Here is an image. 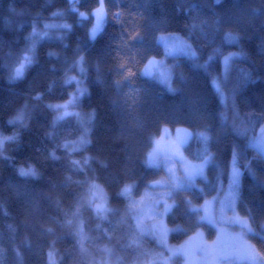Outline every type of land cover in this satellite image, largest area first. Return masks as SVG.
<instances>
[{
	"label": "trees",
	"instance_id": "trees-1",
	"mask_svg": "<svg viewBox=\"0 0 264 264\" xmlns=\"http://www.w3.org/2000/svg\"><path fill=\"white\" fill-rule=\"evenodd\" d=\"M98 8L104 21L91 38V13ZM57 11L68 28L41 38L23 60L32 24ZM162 34L189 40L195 56H165L157 40ZM227 54L234 58L223 75ZM161 58L174 91L144 73L151 59ZM79 60L86 93L77 109L92 119L89 142L71 152L65 146L82 134V125L74 116L53 123L51 106L73 90L65 77L78 73ZM19 111L22 119L14 120ZM263 124L264 0H0V264H49L50 250L58 264H94L90 253L101 256V247L129 259L138 248L129 203L161 174L145 158L163 128L188 129L184 155L204 165L196 184L172 195L165 217L169 243L215 238V228L199 222L193 207L227 184L234 157L236 211L249 220L247 241L264 259V158L250 144ZM92 182L113 210L105 220L81 204ZM129 184L127 196L122 190ZM138 242L157 247L148 237Z\"/></svg>",
	"mask_w": 264,
	"mask_h": 264
},
{
	"label": "rangeland",
	"instance_id": "rangeland-1",
	"mask_svg": "<svg viewBox=\"0 0 264 264\" xmlns=\"http://www.w3.org/2000/svg\"><path fill=\"white\" fill-rule=\"evenodd\" d=\"M73 3L74 0H69ZM71 9L75 7L71 5ZM79 18L86 19L88 15L79 13ZM63 13L55 12L52 17L42 23L34 22L28 36V51L23 60L28 61L31 57L34 45L45 37H59L68 25L61 20ZM93 26L89 30L92 38L98 32L104 21V12L98 8L91 13ZM163 46L165 56L183 55L195 56V51L189 40L178 34H162L157 38ZM233 54L221 57L222 74L228 73ZM227 61V63H225ZM82 60L77 62V74L65 77L67 84L73 85V90L63 102L53 104L55 111L53 123L67 116H74L82 125V134L74 141L66 144L68 151H77L89 142L90 115H81L77 109L79 99L86 93V87L81 77ZM19 65V64H18ZM144 73L152 76L164 89L174 91L171 84V70L166 65L164 58L151 59L144 68ZM17 77V71L14 70ZM212 86L217 92L221 102L226 103V96L220 86L217 77H212ZM19 111L14 120L22 119ZM12 122V121H11ZM191 132L185 128H163L160 135L153 140L149 148L145 165L161 171V174L152 179L161 185L151 188L150 182L138 197L132 198L129 203L130 211L137 242V251L129 259H122L114 253L110 247H101V256L90 253V260L94 264H174L173 259L181 256L179 264H264V259L257 253L255 248L248 243L247 235L251 231L250 222L241 217L236 211V198L239 186L240 171L235 166V159L231 167L226 185H219L215 196L205 200L201 205L194 206L197 211L199 222L211 224L216 230L215 238L210 242L195 239L186 240L180 244H171L168 241L170 229L165 222L166 214L174 206L172 195L184 184H196V180L203 176L202 163H195L184 155V148L190 141ZM250 144L264 158V124L258 130L254 138H250ZM21 174H32L28 168H20ZM133 185L123 187V194L130 196ZM81 204L92 208L94 214L102 220L107 219L112 208L103 188L96 182L90 183L89 189L82 199ZM78 235L84 238V230L81 220L75 221ZM144 237L152 239L156 248L145 249L138 240ZM232 251L234 256L226 261L220 256ZM49 264H58L57 258L52 250L47 252Z\"/></svg>",
	"mask_w": 264,
	"mask_h": 264
},
{
	"label": "water",
	"instance_id": "water-1",
	"mask_svg": "<svg viewBox=\"0 0 264 264\" xmlns=\"http://www.w3.org/2000/svg\"><path fill=\"white\" fill-rule=\"evenodd\" d=\"M24 66H25V61H21L20 65L16 68V71H17V69H19L20 71H22V68H23ZM160 185H161V183L158 182V181H152V182H150V184H149V186H150L151 188H157V187H159ZM233 256H234V253H233L232 251H230V252H228V253H226V254L220 256V259L223 260V261H226V260L232 258Z\"/></svg>",
	"mask_w": 264,
	"mask_h": 264
},
{
	"label": "snow or ice",
	"instance_id": "snow-or-ice-1",
	"mask_svg": "<svg viewBox=\"0 0 264 264\" xmlns=\"http://www.w3.org/2000/svg\"><path fill=\"white\" fill-rule=\"evenodd\" d=\"M225 63H227V61H225ZM19 74H20V70L17 69V75H19Z\"/></svg>",
	"mask_w": 264,
	"mask_h": 264
}]
</instances>
